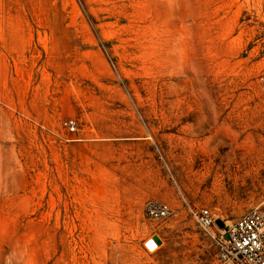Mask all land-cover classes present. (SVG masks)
<instances>
[{
	"label": "rangeland",
	"instance_id": "374dc122",
	"mask_svg": "<svg viewBox=\"0 0 264 264\" xmlns=\"http://www.w3.org/2000/svg\"><path fill=\"white\" fill-rule=\"evenodd\" d=\"M263 117L264 0H0V264H211Z\"/></svg>",
	"mask_w": 264,
	"mask_h": 264
},
{
	"label": "built area",
	"instance_id": "2783aa9c",
	"mask_svg": "<svg viewBox=\"0 0 264 264\" xmlns=\"http://www.w3.org/2000/svg\"><path fill=\"white\" fill-rule=\"evenodd\" d=\"M66 126L71 132L76 131L75 120L69 119ZM185 208L202 228L214 231L217 254L211 264H264V209L251 208L236 220H225L208 207L186 202ZM145 211L150 220L158 222L175 214L167 203L160 201L147 202Z\"/></svg>",
	"mask_w": 264,
	"mask_h": 264
},
{
	"label": "water",
	"instance_id": "95a60500",
	"mask_svg": "<svg viewBox=\"0 0 264 264\" xmlns=\"http://www.w3.org/2000/svg\"><path fill=\"white\" fill-rule=\"evenodd\" d=\"M218 224H219V225H222L221 221H218Z\"/></svg>",
	"mask_w": 264,
	"mask_h": 264
},
{
	"label": "bare ground",
	"instance_id": "6f19581e",
	"mask_svg": "<svg viewBox=\"0 0 264 264\" xmlns=\"http://www.w3.org/2000/svg\"><path fill=\"white\" fill-rule=\"evenodd\" d=\"M150 245H151V246H154L152 242L150 243Z\"/></svg>",
	"mask_w": 264,
	"mask_h": 264
},
{
	"label": "crops",
	"instance_id": "0c3cea01",
	"mask_svg": "<svg viewBox=\"0 0 264 264\" xmlns=\"http://www.w3.org/2000/svg\"><path fill=\"white\" fill-rule=\"evenodd\" d=\"M264 118V117H263Z\"/></svg>",
	"mask_w": 264,
	"mask_h": 264
}]
</instances>
